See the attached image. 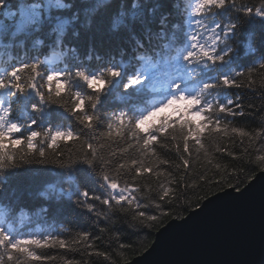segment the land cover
<instances>
[{"label":"snow or ice","instance_id":"6c2138e0","mask_svg":"<svg viewBox=\"0 0 264 264\" xmlns=\"http://www.w3.org/2000/svg\"><path fill=\"white\" fill-rule=\"evenodd\" d=\"M42 33L43 58L0 66V264H116L112 245L131 247L118 222L151 229L181 196L186 210L206 198L197 189L239 191L256 168L264 174V0H0V56L30 41L39 51ZM242 89L259 92V106ZM249 115L259 128L237 123ZM209 149L247 166L229 172ZM30 165L58 169L68 187L57 180L40 195L88 227L14 232L8 217L24 192L9 174ZM146 181L156 199L142 195Z\"/></svg>","mask_w":264,"mask_h":264},{"label":"water","instance_id":"95a60500","mask_svg":"<svg viewBox=\"0 0 264 264\" xmlns=\"http://www.w3.org/2000/svg\"><path fill=\"white\" fill-rule=\"evenodd\" d=\"M127 264H264V174L167 221Z\"/></svg>","mask_w":264,"mask_h":264},{"label":"trees","instance_id":"16d2710c","mask_svg":"<svg viewBox=\"0 0 264 264\" xmlns=\"http://www.w3.org/2000/svg\"><path fill=\"white\" fill-rule=\"evenodd\" d=\"M40 38L44 39L45 44L43 48H41L39 51L32 48V41H30L26 49H20L16 47L11 50V55L14 57V59L9 61L7 53L0 56V61H7V65H0V66H8L10 68L12 64L18 63V60L20 58L31 59L35 55H40L41 58H43V55L48 51V44L50 43V39L46 34L43 33L40 34ZM25 52H27L26 57H25ZM239 91L241 95L245 97V102L251 101L257 106H259V104L261 103L259 92L253 93L247 89H242ZM53 122L56 123L58 121H53ZM63 123H68V121H64ZM237 123L241 126H245L249 130L257 129L260 127L259 116L249 115L243 119H238ZM207 143L208 141H206V145ZM237 144L239 145V141H237ZM257 147H259V145H257ZM209 151L212 152V155L214 157L213 162L214 163L219 162L221 164L228 165L229 172H231L232 167L234 165L238 166L239 168H245L247 166L248 163L247 158L243 163H239L235 159L227 157L226 154L224 155L216 154L212 151V149H209ZM258 154L260 153L253 152L251 154V158L254 160L255 156ZM161 155L164 158L170 160L176 159L175 154L172 152H168L167 150L162 151ZM196 158H197L196 153L195 151H193L192 163H196ZM200 164L207 166V160L205 159L203 153L200 154L199 163L197 164V169L202 171L203 169L200 168ZM53 169H56V167L53 165H30L27 167L26 170H18L15 174H9L10 186L13 188L21 189L24 192V195L20 198L18 202L14 201L12 203V207L14 211L8 217V222L12 223L14 232L17 233L33 232L39 234H47L49 232L55 231L59 233L61 230L57 229L58 224L54 216L56 217L60 216L62 220H64L69 225L70 227L69 231L63 233L66 237H70L71 235H74L75 232L80 230L81 228L89 226L90 221L88 220L87 216L82 215L80 213H72L69 211H63V212L57 211L59 205L56 203L55 199L48 200L40 195L41 192L46 190V186L48 183H52L57 180L60 181L58 187H62V188L68 187V185L64 183V181L60 180L57 176H55L54 173L52 174ZM259 171L260 169L256 168L254 176ZM240 179H243V176H241ZM249 180L245 181L243 184H240L239 189L245 186ZM230 182L233 184L238 183L236 179H233ZM145 183L151 184L152 191L150 192L149 188L146 186L143 190L142 195L147 194L151 199H156L157 189L155 188L154 182L146 181ZM88 186L93 190L98 189V185L93 181H89ZM226 188L229 187L213 185L211 189L207 190V192L201 189H197L196 191L199 193V195L205 196L207 198ZM182 190H183V185H180L177 191L180 192ZM189 195H191V193H189ZM205 199L201 200L198 205L196 203H193L191 207H188L185 210V208L182 207L184 198L183 196H181V198L172 205L171 209H168L169 211H171V215L163 217L162 221L158 222L157 225L151 229L145 228L140 225H137L136 228H132L131 225L132 223L135 222H131L130 217L124 220L123 222H118L115 227L119 229L121 233L120 243L125 245H131V247L121 250L117 247L116 244H113L112 247L109 249L110 251L116 253V255L113 256V260L116 261V264L125 263V259L120 258V251H124L126 253L125 258L127 261H130L135 256L141 254L151 245L152 241L155 238L156 232L164 224H166L167 221L173 218H181L185 216L190 210L198 207ZM142 203H149V200H143ZM21 208L25 209L27 215L30 217V220H26L23 225H21L20 223L21 218L18 215L19 210ZM42 208H48V211L47 212L40 211ZM103 226L104 225H101V227ZM47 253L57 256L63 254L62 251L58 252L57 250H53V249L47 250ZM76 259H81V257L78 255L76 256ZM58 264H63V262L58 261ZM92 264H103L102 258L99 259L93 258Z\"/></svg>","mask_w":264,"mask_h":264},{"label":"bare ground","instance_id":"6f19581e","mask_svg":"<svg viewBox=\"0 0 264 264\" xmlns=\"http://www.w3.org/2000/svg\"><path fill=\"white\" fill-rule=\"evenodd\" d=\"M57 171H58V169H53V170H52V174H53V173L55 174ZM55 176H56V174H55ZM57 177H58V176H57ZM58 178H59L60 180L63 181L62 178H60V177H58ZM202 203H203V201H202ZM202 203H201V204H202ZM201 204H200V205H201ZM200 205H199V206H200ZM59 217H60V216H59ZM59 217L54 216V218H55V220H56V222H57V224H58V228H57V229H58V230H59V229L61 230L62 228H67V229H69V228H70L69 225H68L64 220H62L61 217H60V218H59ZM60 232H61V231H60ZM60 232H59V233H60ZM152 242H153V241H152Z\"/></svg>","mask_w":264,"mask_h":264}]
</instances>
